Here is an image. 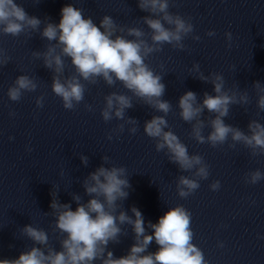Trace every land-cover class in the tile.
<instances>
[{"label": "clouds", "instance_id": "clouds-1", "mask_svg": "<svg viewBox=\"0 0 264 264\" xmlns=\"http://www.w3.org/2000/svg\"><path fill=\"white\" fill-rule=\"evenodd\" d=\"M138 7L149 14L141 17L150 30L148 33L140 27L118 25L109 15H104L97 25L91 17L85 18L83 10L73 4L62 7L57 24L30 16L16 0H0V33L19 37L39 32L40 37L48 41L43 52L33 51L32 56L42 60L43 66L52 72L51 90L61 99L66 110H75L84 101L86 84L94 85L102 79L109 87L119 82L131 93L114 91L104 97L103 121H122L114 132H124L126 125L130 126L127 129L130 134L138 131L139 121L126 115L127 110L134 107L133 97L162 113L146 120L143 131L155 140L157 152H164L168 161L177 165L180 171L191 173L190 176L180 175L176 180L178 196L186 199L199 189L201 180L208 179L210 166L201 155H190L187 146L171 130L166 117L172 111V104L162 99L166 91L163 76L146 61L153 53L162 51L165 44L184 50L185 38L191 35L193 40L199 41L200 37L192 35L194 25L190 17L169 11L170 0H138ZM206 35L213 37L216 33L209 30ZM225 37L231 42L232 33L225 32ZM65 58H70L74 68V72L67 76ZM10 60L6 50L0 48V68ZM190 72L196 74L194 78L213 85L215 93L205 92L202 102L193 91L179 97L178 115L191 125V138L213 148L224 145L230 138L229 148H235L239 143L250 149L252 156L264 155V124L251 120L246 133L224 120L232 105L249 103L248 93L226 89L222 74L205 75L199 63H194ZM37 87L34 77L22 74L8 88L7 96L11 101L19 102L26 92H35ZM253 87L257 93V107L264 111V84L255 81ZM44 99L43 94L36 97L37 108L43 107ZM85 107L88 111L94 110L92 105L86 104ZM205 110L210 115L202 119ZM206 127L211 129L207 136L203 134ZM112 138V134L107 136L108 140ZM79 159L85 167L88 165V156L81 154ZM101 160L102 164L82 181L85 195L90 197L86 203L82 202L80 195L72 193V199L77 203L76 209L72 210L70 204L59 202L58 191L50 193L55 230L63 236L60 250L49 244L44 229L29 224L21 228V232L33 242V246L16 259H0V264H94L96 261L99 264H208L203 251L193 243L192 214L188 209L182 205L171 207L157 223L149 221L145 226L137 207H131L132 216L123 209V201L132 188L127 169L115 165L106 167L110 162L107 155ZM244 179L245 183L255 185L264 179V173L257 169L247 173ZM220 187L219 180L209 185L212 191H218ZM123 225L131 226L134 243L126 255L116 258L108 246L120 243V237L127 235ZM147 229L152 233L148 234ZM153 241L158 249L149 252ZM219 246L223 247V244Z\"/></svg>", "mask_w": 264, "mask_h": 264}]
</instances>
